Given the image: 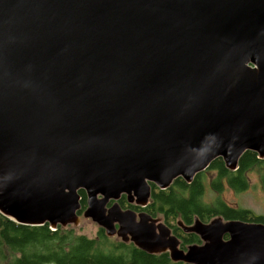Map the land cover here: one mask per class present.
<instances>
[{
	"label": "water",
	"instance_id": "1",
	"mask_svg": "<svg viewBox=\"0 0 264 264\" xmlns=\"http://www.w3.org/2000/svg\"><path fill=\"white\" fill-rule=\"evenodd\" d=\"M264 158V0H0V213L187 264H264V223L123 209L222 157Z\"/></svg>",
	"mask_w": 264,
	"mask_h": 264
},
{
	"label": "trees",
	"instance_id": "2",
	"mask_svg": "<svg viewBox=\"0 0 264 264\" xmlns=\"http://www.w3.org/2000/svg\"><path fill=\"white\" fill-rule=\"evenodd\" d=\"M255 170L260 175L264 190V158L255 151H246L239 159L238 168L230 170L222 157L216 158L209 167L188 183L182 177L176 178L166 189L151 183V198L145 207H140L154 217L161 216L164 223L181 239V245L202 243L195 233H185L178 221L192 224L198 217L209 222L214 217L224 220L264 223V214L252 209L230 205L221 196L206 202L204 195L205 174L214 171L216 176L211 187L218 193L222 186L242 191L248 186V173ZM81 216L87 207V195L80 190ZM127 202V199H125ZM123 202V201H122ZM124 205V204H123ZM137 207V206H135ZM0 264H187L173 261L168 252L150 254L133 242L115 240L106 235L100 227L96 237L78 233L71 225H23L0 213Z\"/></svg>",
	"mask_w": 264,
	"mask_h": 264
},
{
	"label": "rangeland",
	"instance_id": "3",
	"mask_svg": "<svg viewBox=\"0 0 264 264\" xmlns=\"http://www.w3.org/2000/svg\"><path fill=\"white\" fill-rule=\"evenodd\" d=\"M215 176L216 173L214 171L205 174L204 184L206 191L204 200L206 202H211L214 197L221 196L232 206L245 207L252 209L257 214H264V190L260 185V175L254 169L248 173V186L242 191H236L227 185H223L221 192H216L210 185ZM72 227H74L78 233L85 234L89 237H96L100 229V226L96 222L90 218L83 217V215H81L79 224ZM112 238L121 240L117 236ZM181 247L184 249L187 248V246L183 247L182 245Z\"/></svg>",
	"mask_w": 264,
	"mask_h": 264
},
{
	"label": "flooded vegetation",
	"instance_id": "4",
	"mask_svg": "<svg viewBox=\"0 0 264 264\" xmlns=\"http://www.w3.org/2000/svg\"><path fill=\"white\" fill-rule=\"evenodd\" d=\"M124 197H125V195H123V196L120 198V200H119V203H120V205L122 206L123 209L131 208V209H133V210H135V211H137V212L145 211V210H143V209H139L140 207H135L134 204H131V203H129L128 201L125 202ZM125 199H126V197H125ZM122 201H123V202H122ZM123 204H124V205H123ZM185 233H186V232H185ZM179 238H180V237H179ZM180 240H181V239H180ZM187 245H188V244H187Z\"/></svg>",
	"mask_w": 264,
	"mask_h": 264
}]
</instances>
